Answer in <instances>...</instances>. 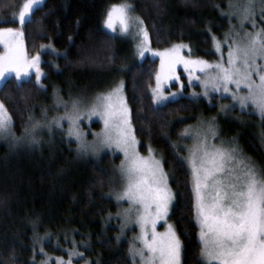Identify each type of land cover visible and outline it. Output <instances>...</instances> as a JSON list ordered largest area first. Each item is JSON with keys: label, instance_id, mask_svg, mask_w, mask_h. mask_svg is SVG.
<instances>
[{"label": "trees", "instance_id": "trees-1", "mask_svg": "<svg viewBox=\"0 0 264 264\" xmlns=\"http://www.w3.org/2000/svg\"><path fill=\"white\" fill-rule=\"evenodd\" d=\"M124 1L44 0L24 29L27 54L34 56L41 45L51 44L58 56L47 51L42 54L48 61L53 57L56 65L42 64L48 79L58 84L68 79L91 88L96 79L109 77L123 63L128 43L107 33L102 21L110 5ZM126 1L144 21L151 48L156 50L187 43L196 57L212 58V36L223 33L231 22L225 14L230 0ZM19 4L20 0H0V26L17 25L9 18ZM157 70L156 59L145 58L133 65L124 76L125 96L140 150L151 143L169 173L175 195L170 219L182 241L181 264H200L190 172L173 147L183 128L196 120L200 107L185 98L156 107L151 89ZM17 83L12 78L0 85V101L14 120L15 134L22 135L42 97L34 80L20 88ZM238 140L240 147L254 156L255 138L242 133ZM119 161V156L110 154L98 160L79 157L73 143L61 140L52 147L30 151H9L1 146L0 264H12L13 257L17 264H39L43 256L37 238H43L47 253L61 255L55 242L70 238L86 245L87 254L97 256L101 264H131L127 245L117 241L116 228L107 223L114 211L113 202L106 198L111 167Z\"/></svg>", "mask_w": 264, "mask_h": 264}, {"label": "snow or ice", "instance_id": "snow-or-ice-1", "mask_svg": "<svg viewBox=\"0 0 264 264\" xmlns=\"http://www.w3.org/2000/svg\"><path fill=\"white\" fill-rule=\"evenodd\" d=\"M43 3L44 0H24L18 12L14 10L11 21L19 27L0 26V82L14 73L20 88L34 70L36 85L44 87L41 56L48 49L53 52L55 49L51 44L41 45L36 55L29 56L24 43V29L33 22L35 11ZM228 7L236 9L231 14L239 16L243 32L226 35L224 42L229 45L226 64L221 43L215 36L212 38L213 45L221 54L215 63L193 58L189 44H173L162 51L151 49L144 21L134 15V6L126 0L109 6L104 28L113 33L119 30L123 35H133L141 58L149 52L153 57H159L155 87L151 89L154 105H161L170 99L165 94V88L173 81L180 83L177 68L182 65L188 75L189 86L194 79L200 80L205 96L209 87L216 92L223 89V93L231 95L242 110L251 106L264 120V26L258 28L255 19L257 10L260 18L264 19V0H245L242 5L230 3ZM248 23L252 25V31L245 30ZM197 73H202L203 77ZM233 85L235 90L230 87ZM242 89L246 92L242 93ZM176 96L177 93H171V99ZM61 105L64 115L51 121L37 120L30 115V125L17 137L14 120L0 101V139L9 140L13 147L22 143L37 144L39 129L47 127L51 131L52 125L61 127V121L67 120L68 135L75 136L79 151L86 153L91 149L95 153L101 147L115 148L123 154L119 167L123 185L122 190L115 193V199L118 206L122 202L128 205L118 213L120 231L124 234L125 229L133 224L139 228V234L128 248L131 264H181L182 241L175 226L168 222L175 199L170 176L165 170L163 157L156 155L151 143L147 155L141 154L124 81L97 95L87 108L89 118L98 116L104 124L98 145L83 142L78 131L79 121L83 118L81 101L73 100L69 109L68 104L58 97L56 106L59 108ZM44 116H47V110ZM215 119L201 122V127L195 130L194 143L188 149L187 157L182 158L190 170L194 220L199 229L200 264H264V169H258L237 144L225 146L223 142L220 145L211 142L219 138ZM182 136L193 138V131L185 129ZM173 147L177 148V145ZM161 221L166 226L163 232L157 229ZM37 242L41 243L40 251L45 257L42 264H49L53 258L44 253L43 238H37ZM74 256H84L83 252L76 250L75 244L66 261L56 257L54 264H74ZM12 264H17L14 257Z\"/></svg>", "mask_w": 264, "mask_h": 264}, {"label": "rangeland", "instance_id": "rangeland-1", "mask_svg": "<svg viewBox=\"0 0 264 264\" xmlns=\"http://www.w3.org/2000/svg\"><path fill=\"white\" fill-rule=\"evenodd\" d=\"M23 2L24 0H20V4H22ZM244 2L245 0H230L228 5L230 3L242 5ZM18 8L16 9V12H18ZM235 11L236 9L234 8L233 9H230L229 7L227 8V13L225 14L230 18L231 22H229L227 30H225L220 35H214L217 38V40L221 43V49L225 64L227 63V58H228L227 53L229 47L228 43L224 42L226 35L234 36L235 32L237 31H240L241 34L243 32V30H241L240 28L239 16L231 14ZM106 12L102 21L103 29L107 33L116 36L122 41L128 43L127 44L128 48H126L125 51L122 53V61H123L122 65L119 68H117L115 73H112L109 77L105 79H100V78L96 79L94 83L91 85V88H87L84 85L80 86L68 79L64 80L62 84H58L54 80L48 79L47 73L42 69L44 73V78L42 81L44 87L39 88L37 86L40 92V97H42V100L38 104L36 103L34 110L31 114V116H34L37 120L51 121L54 117H59L64 115L63 105H61L59 108H57L56 106L58 97L61 98L63 102L68 104L69 109L71 108V102L73 100L81 101L83 107V112H82L83 118L79 121L78 131L81 134L82 141L87 143L88 145H94V144L98 145L99 140L102 138L104 132L103 121L98 116H92L91 118H89L88 115L86 114L88 106H90L94 102L97 95L106 93L121 80L124 81V85H125V80H124L125 74L133 65L142 62L145 58L156 59L158 61V70L160 65L159 57H153L150 52L145 53V56L143 58L139 56L138 49L136 47L137 41L134 40L133 35H123L119 32V30L113 33L105 29L104 19L106 16ZM134 15L138 16L136 12H134ZM12 17L13 14L9 18L10 21H12ZM255 19L258 28L264 26V19L260 18L259 10H257ZM12 27H19V25L17 24L16 26H12ZM245 30L252 31V25L250 23L246 24ZM133 32H135V29L133 30ZM172 45H170L169 47H171ZM211 49H212L211 52L213 53V57L208 59L204 57H196L195 55H193V48H192L193 58H200L207 60L210 63H215L221 58V54L216 52L215 47L213 45V40H212ZM47 52H49V54H51L53 57L58 56L56 50L53 52L51 49H48ZM184 54L187 55V50H185ZM53 57H48L50 58L48 61L43 56H41V63L42 64L47 63L49 66L52 65L56 66L53 62ZM54 71L55 73H59V70L57 69H54ZM177 74L181 78L180 83H176L175 81H173L170 85H168L165 88V94L168 95L170 99L163 102V104L161 105H155V106L160 107L175 100L185 98L194 101L200 107L196 120L193 123L188 124L183 128V130L179 134V138L177 142L173 144V145H177V148L175 149L179 151L180 156L182 158L187 157L188 149L191 148L194 143L195 130L201 127V122L202 121L207 122L212 120V118H216L215 126L219 133V138L211 142L217 145H220L223 142L225 146H228L229 144L232 143L237 144L238 147L242 150L243 154L247 158H250V160L255 163L258 169H264V120L261 119V117L255 112V110H253L251 106H249L247 109L242 110L239 104L235 103L232 100L231 95L223 93V89H221L219 92H216L211 87H209L207 89L208 95L205 96L204 95L205 89L202 86L200 80L194 79L191 82L192 86H189L188 75L187 73L184 72V68L182 65L178 66ZM197 75L203 77L202 73H197ZM12 78L15 79L14 73L11 75L9 79ZM30 79L34 80L35 82L34 70H32V74L27 80ZM2 83L3 82H0V85ZM181 84L183 85V88H181ZM230 87L233 90H235L234 85ZM241 92L242 93L246 92V89H242ZM171 93H177V96L174 100L171 99ZM193 93H195V95H193ZM45 110H47L46 117L44 116ZM97 124L99 125V128L95 127ZM28 125H30V121ZM61 125H62L61 127H56L55 125H52L51 131H49L47 127H43L39 129L37 131V139L39 143L37 144L22 143L17 147H13L9 140L0 139V147L4 146L9 151H16V150L30 151L34 149L39 150L47 146L52 147V144H55L56 140L59 141L61 140V142L73 143L74 150L79 157H87L93 160H98L101 156L105 154H110L112 156H119L120 161L116 165H113L111 167V185L109 191L106 194V198L110 199L114 204V211L113 213L108 215L107 223L110 225L112 224V226L116 228V239L119 237L117 241L119 243L126 244L127 247L129 248L130 242H132L133 238L139 234V228L133 224L129 226L127 229H125L124 234H121L120 231L121 225H120V218L118 216V213L122 212L123 208L128 207L127 202H122V204L118 206L117 201L115 199V193L120 192L122 190V185H123L119 173V167L121 161L123 160V154L116 151L115 148L109 150L107 147H101L100 151L95 153L91 149H89V151H87L86 153L81 152L78 150L79 146L77 140L75 139V136L68 135V131H69L68 121L62 120ZM230 128L235 130L239 134L233 135L230 131ZM185 129H191L193 131V138L182 136V133L184 132ZM242 133L251 136L252 138H255V141L257 142L258 146L257 149L255 150L254 156L248 155L240 147L238 143L239 141L238 139ZM16 136L20 137L21 135H16ZM155 153L157 156H160L156 151ZM141 154L147 155V149L141 151ZM173 205H174V201H173ZM171 210L169 213V217L171 214ZM168 222L173 224L170 218ZM157 229L160 232L166 230V226L163 225V221H161V223L157 225ZM73 244H75L77 251L84 253V256L82 258L76 256L73 257L74 264H76L77 261L78 264H101V261L97 256H90L87 254L88 247L86 245L81 243H76L72 241L70 238L66 239L64 242H59V241L55 242L54 248L59 250L62 253L61 255L51 254L44 251V253H46L48 257L53 258V260L49 261V264H54V258L56 257H62L66 261L68 259V253L72 251ZM39 253L42 254L41 251H39ZM42 256L43 259L39 264H42L43 260L45 259L43 254Z\"/></svg>", "mask_w": 264, "mask_h": 264}]
</instances>
